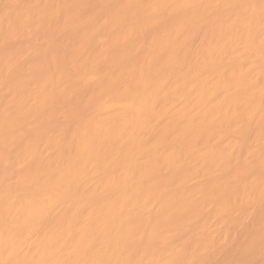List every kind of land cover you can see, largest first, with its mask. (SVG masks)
I'll return each instance as SVG.
<instances>
[{
  "label": "bare ground",
  "instance_id": "1",
  "mask_svg": "<svg viewBox=\"0 0 264 264\" xmlns=\"http://www.w3.org/2000/svg\"><path fill=\"white\" fill-rule=\"evenodd\" d=\"M0 264H264V0H0Z\"/></svg>",
  "mask_w": 264,
  "mask_h": 264
}]
</instances>
